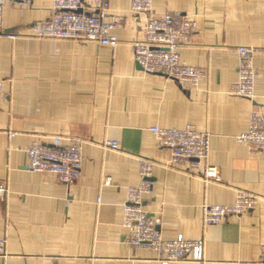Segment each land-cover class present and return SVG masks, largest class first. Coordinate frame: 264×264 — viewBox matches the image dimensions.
I'll return each instance as SVG.
<instances>
[{
    "label": "crops",
    "instance_id": "0c3cea01",
    "mask_svg": "<svg viewBox=\"0 0 264 264\" xmlns=\"http://www.w3.org/2000/svg\"><path fill=\"white\" fill-rule=\"evenodd\" d=\"M51 8L52 0L5 3L3 28L25 33ZM166 12L196 22L179 47L180 61L204 72L196 86L144 73L133 59L132 42L143 38L148 15ZM106 19L117 23L114 47L0 34V180L8 189L0 197L6 251L0 264H158L149 249L123 243V205L127 188L140 181V158L153 163L143 201L161 236L203 242V262L171 264L264 261V150L235 139L248 128L250 112L264 104V0H151L150 10L139 14L131 0H108ZM240 45L253 53L251 99L228 91L237 79ZM185 125L210 134L207 162L218 169V182L169 166V150L149 130ZM53 135L85 140L73 183L26 169L27 147ZM106 140L117 148L104 146ZM235 189L260 199L204 226L201 205L230 204Z\"/></svg>",
    "mask_w": 264,
    "mask_h": 264
},
{
    "label": "built area",
    "instance_id": "2783aa9c",
    "mask_svg": "<svg viewBox=\"0 0 264 264\" xmlns=\"http://www.w3.org/2000/svg\"><path fill=\"white\" fill-rule=\"evenodd\" d=\"M5 3L28 6L31 0H0V34L6 38L17 37L66 39L80 42H94L114 47L117 38L113 31L117 23L107 20L108 0H52L48 18L31 24L27 32L6 31L2 25ZM151 0H131L134 14L147 13ZM196 30L195 20L186 14L166 12L148 15L143 38L132 42L133 59L144 73L160 74L177 81L183 86H196L203 77L202 69L180 61L179 47L187 42ZM237 58V79L229 86V93L245 98L254 95L256 71L253 65L252 49L248 46L235 48ZM3 95V81L0 80V97ZM150 132L157 143L170 153L169 166L182 168L200 175L205 180L219 181L218 169L207 162L210 134L199 131L191 125L182 128L152 126ZM9 136L14 133L8 131ZM236 141L245 143L252 151L264 150V104L254 108L249 115L248 128L235 136ZM80 137L53 135L49 142H34L26 149L28 171L53 173L65 184L76 181L81 173L82 145ZM104 146L117 148L116 141L106 140ZM140 181L129 186L123 205L122 226L126 233L123 243L132 248H146L155 255L158 264H171L187 260L203 262V242L189 240L181 235L164 239L158 230V220L150 217L144 209V196L151 192L153 163L144 158L138 161ZM109 179L104 180L108 184ZM8 191L0 180V197ZM260 197L243 189H235L230 204L201 205L204 226L218 224L226 217L239 215L252 209ZM0 257H6L5 239L0 237ZM235 264H264V261H236Z\"/></svg>",
    "mask_w": 264,
    "mask_h": 264
}]
</instances>
